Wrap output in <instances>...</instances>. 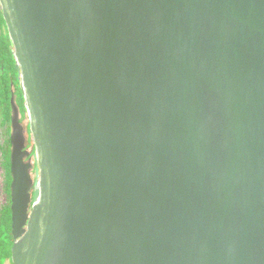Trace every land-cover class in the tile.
<instances>
[{
  "label": "water",
  "instance_id": "water-1",
  "mask_svg": "<svg viewBox=\"0 0 264 264\" xmlns=\"http://www.w3.org/2000/svg\"><path fill=\"white\" fill-rule=\"evenodd\" d=\"M0 7L12 264H264V0Z\"/></svg>",
  "mask_w": 264,
  "mask_h": 264
},
{
  "label": "trees",
  "instance_id": "trees-1",
  "mask_svg": "<svg viewBox=\"0 0 264 264\" xmlns=\"http://www.w3.org/2000/svg\"><path fill=\"white\" fill-rule=\"evenodd\" d=\"M19 71L16 66V59L13 54L9 32L0 7V116L1 126L7 130L4 136L8 135L5 142L0 143V162L4 168L5 182L4 191L8 196V203L0 207V264H12V247L14 238L12 234V210H11V141L10 123L12 119V98L19 107L23 117L26 115L24 97L21 92Z\"/></svg>",
  "mask_w": 264,
  "mask_h": 264
},
{
  "label": "flooded vegetation",
  "instance_id": "flooded-vegetation-1",
  "mask_svg": "<svg viewBox=\"0 0 264 264\" xmlns=\"http://www.w3.org/2000/svg\"><path fill=\"white\" fill-rule=\"evenodd\" d=\"M12 117H13V109H12ZM20 119H21V122L24 124L26 130H28V118H27V114L25 115V117H23V115L21 114V111H20ZM12 120V119H11ZM25 120H27V123L25 124ZM9 126H6L5 127V130L8 129ZM3 128V127H2ZM4 130V131H5ZM11 131H12V127H11V123H10V134H9V137L11 135ZM8 137V135H6V138ZM11 141V140H10ZM25 150L30 153V157H27L25 158L26 162H28L29 160L32 161V163H35V158H34V154H35V148H34V145H33V142L31 141V138L30 136L28 137V140L26 142V148ZM11 151H12V145H11ZM10 157H11V152H10ZM10 159V158H9ZM11 161V159H10Z\"/></svg>",
  "mask_w": 264,
  "mask_h": 264
},
{
  "label": "rangeland",
  "instance_id": "rangeland-1",
  "mask_svg": "<svg viewBox=\"0 0 264 264\" xmlns=\"http://www.w3.org/2000/svg\"><path fill=\"white\" fill-rule=\"evenodd\" d=\"M4 128L1 126V116H0V143L5 142L6 136H4ZM0 158H1V153H0ZM5 171L4 168L0 162V207L3 204L8 203V196L4 191V182H5Z\"/></svg>",
  "mask_w": 264,
  "mask_h": 264
}]
</instances>
